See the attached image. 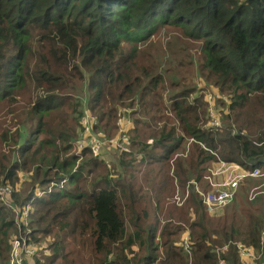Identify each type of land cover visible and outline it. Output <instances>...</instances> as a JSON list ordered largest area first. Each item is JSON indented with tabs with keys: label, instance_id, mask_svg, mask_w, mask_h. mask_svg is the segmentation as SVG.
I'll use <instances>...</instances> for the list:
<instances>
[{
	"label": "trees",
	"instance_id": "1",
	"mask_svg": "<svg viewBox=\"0 0 264 264\" xmlns=\"http://www.w3.org/2000/svg\"><path fill=\"white\" fill-rule=\"evenodd\" d=\"M172 29L197 43L195 57L153 51L164 48L155 38ZM212 86L227 96V106H217L221 127L207 118ZM3 101L14 123L0 136V186L12 189L0 199V264H11L12 241L22 234L50 250L28 264H219V257L243 264L236 246L219 255L218 245L240 240L264 250V121L244 128L252 103L256 116L264 110V0H0ZM138 105L175 122L144 139L138 126L151 119L137 116ZM86 108L100 137L116 136L130 119L118 173L105 167L94 175L105 159L91 147L74 153ZM220 159L263 176H247L208 217L190 181L210 191L207 176ZM254 186L262 198L246 202ZM188 187L177 205V190ZM29 203L30 227L22 221L19 229L10 205L22 211ZM259 258L252 264H264Z\"/></svg>",
	"mask_w": 264,
	"mask_h": 264
},
{
	"label": "rangeland",
	"instance_id": "2",
	"mask_svg": "<svg viewBox=\"0 0 264 264\" xmlns=\"http://www.w3.org/2000/svg\"><path fill=\"white\" fill-rule=\"evenodd\" d=\"M159 43L163 44L164 48L161 49L159 47H156L155 49H153V51L154 52H158V51H162L163 50L169 56H171V54H173V53L174 54H179L182 51L183 54H191V55H193L195 57L198 54V52H199V47H198L197 43H195L194 40L186 37L180 30H173V29L169 30V31H165L164 30V32H162V34L160 36L155 38V44L157 45ZM153 46L154 45H152V47ZM179 48L181 49V51H180ZM151 51H152V49H151ZM166 66H167V61L164 62V67H166ZM190 73H193V74L196 73V70L194 69V67H191ZM199 85H201L202 87L205 86L203 82H199ZM205 99H206V102H207V106H209L208 113H207V118H209V121H208L209 124H211V122L216 120L218 122V125H215V126L221 127L223 122H222V119H221V115H220V113H219V111L217 109V106L218 105L222 106V107H224V105L227 106V96L225 95V93L220 92L219 90H217L216 87L212 86V87H208L207 88V93L205 95ZM257 106L258 105L256 104V102L252 103L250 105V107H248L247 110H246V114H247L246 123H248L249 125H245L244 126L245 131H246V129H248V131L251 132V128L255 127L256 122H257V118L259 116L261 118V121H264V113L262 114V112H264L263 107L261 109L258 107V111H260V113L257 116L255 115L254 111H257V109H256ZM11 107L12 106L9 103H7V101H3L2 103H0V136H1V134H2V132L4 130H6L8 127H11L13 125V123H14V120L11 118V116L7 114V110L9 108H11ZM167 109L169 110V108H167ZM147 110L148 109H143L139 105L136 106L137 116H140L144 120H147L148 118L151 119V120H149L150 122L147 123V121H146V122L141 123L138 126V133L141 134L144 139H146L149 136L150 132L152 130L154 131V129L157 126H160L166 119H168V121H169L168 125H173L174 122H175L174 117L171 114H167V113H165L163 115L164 118H162V119L152 117L153 113L150 114L149 116H146L143 112H147ZM17 111L19 112L18 109H17ZM91 113L92 112L90 111V109L86 108V115H85L86 118H84L83 123L87 124L88 122H90V124L92 123V126H93V123L95 122V121H93V119L95 118V116H93ZM230 114H231V119H234L235 116H237L236 113H234L233 111H231ZM128 120L130 121V119H127L124 122L123 131L118 132L117 135L112 137V138H108L102 132H100V133L103 136L100 137L101 135L99 136V134H96L94 132V130H93V132H94L93 133L92 130L90 129V133H88V135H92V136L98 137L101 140V143H102L99 151L98 152L94 151V153L98 154V156L100 158H104L105 159L104 160L105 163L103 165L101 164L99 167L96 168L97 171H96V173H94V175H96L98 172H101V173L105 172V167L108 170H111V171L114 170L116 173H118V171H116V169L119 170V168L117 167V164H118V160H119V155L118 154H119V151L121 150V148L119 147V145L117 144V142L115 140L123 141L124 140V135H126L127 142H129V136L127 134V131L130 128L129 126H130L131 122H130V124H128L127 123ZM232 124L235 125V127L233 129L237 130V128H238L237 124L235 122L232 123ZM178 127L179 126L177 125V128ZM85 137L86 136H82L83 139ZM79 144L80 143L78 141L75 143V148H74V153L75 154H78L80 152V147H79L80 145ZM0 147L1 148H5V146L3 145V142H0ZM205 147H206L205 149H208V147L206 145H205ZM104 161L102 160V163ZM86 168H87V166L84 168V171L86 170ZM133 170L134 169H125V170L123 169V174L124 175L126 174V176L128 177L129 173L133 172ZM134 176L135 177L139 176V168L137 169L136 175L134 174ZM261 176H263V173H262ZM72 186H73V184L71 182H69L68 185H67V187H69V188H71ZM51 187H54V185L53 186L51 185ZM254 187L258 188V186H254ZM256 190H252V193L254 192V195L252 196V193H251L249 195V199H247V196L244 197L246 202L255 203V202H257V201L259 202V200H261L262 197L259 196L258 194H256V192H258ZM142 191H145V190L143 189ZM40 194H42V192ZM122 200L125 201V199H122ZM26 207L31 208V204L29 203V205H26L25 208ZM12 208L17 213V210L14 207H12ZM22 217H23V215L21 214L19 216L18 220H20ZM15 218H16V216H15ZM151 219L155 220L154 215H152L150 217V220ZM17 226H19V229H20L21 225L17 224ZM28 227H30V226L28 225ZM230 241H240V240H230ZM230 241H228V242H230ZM228 242H224L223 244L218 245V246H223L224 244H226ZM12 244H13V241H12ZM46 244L38 243L36 245H33L34 249H33L32 253L28 254L26 252H23L22 254H24V256H26L25 258H27V257L31 258L35 254L42 255V254H45L47 252H50L49 249L45 248ZM248 245H251V244L248 243ZM259 253H262V255H259V254L256 253V256H257V258H259L261 256L259 258V259H261L263 254H264V250L262 252H259ZM221 255H223V254H221ZM259 259H257V260H259ZM22 262H23V264H28V262L25 259ZM250 263L252 264V261L246 262V264H250ZM223 264H226V263L224 262Z\"/></svg>",
	"mask_w": 264,
	"mask_h": 264
},
{
	"label": "built area",
	"instance_id": "3",
	"mask_svg": "<svg viewBox=\"0 0 264 264\" xmlns=\"http://www.w3.org/2000/svg\"><path fill=\"white\" fill-rule=\"evenodd\" d=\"M93 118V117H92ZM128 124H130V121H127ZM213 125H218V122L214 120L211 122ZM90 129L92 130V123L88 122L87 124H84V131L82 132V136H86L84 139H81L80 142V150L85 147H91L94 151L98 152L102 143L101 140L92 135H88L90 133ZM88 135V136H87ZM125 140V141H124ZM124 140H115L119 147L121 149H125L128 145L126 135H124ZM193 141V139L191 140ZM200 145L203 148L205 147V144L203 142H199ZM128 148V147H127ZM241 169L240 165L236 163L227 164L225 161L220 159V165L218 167L211 168V173L209 176H207L210 184L212 185V190L210 191H202L199 189L197 182L192 181V183L195 185V188L200 193L203 202L205 203L207 207V214L214 216L216 215L222 208H224L228 203H230L235 194L238 190L239 186L243 183L244 179L247 176H253L258 177L261 176L262 173L259 169H256L253 172H247L242 171L239 172ZM227 174V178H226ZM223 175L226 179H224L222 182H217L216 178L218 176ZM63 182L61 183V185ZM56 186V183H53L52 186ZM53 187H50V190ZM257 188H254L252 190H256ZM251 190V193H252ZM12 194V189L8 185L0 186V199L4 202H7V198ZM258 194V192H256ZM254 195V192L252 193V196ZM186 197H182L180 194H177L174 196V201L177 205L181 206L183 205ZM10 206L14 207L13 204ZM15 208V207H14ZM16 209V208H15ZM23 215V217L18 220L20 215ZM29 207H24L22 211H18L16 213V220L17 223L21 225V222L23 221L25 225H29ZM20 227V229H21ZM232 241L224 244L223 246L217 248V253L219 255L223 254V252L227 251L230 247ZM237 248L239 249L240 254L242 257H248L254 255L253 247L251 245H246L241 242H235ZM184 246L188 252H190V242L189 239L184 240ZM261 246L264 247V231L262 234V240H261ZM33 244L27 242V238L24 234H22L20 237H15L13 240V248L11 252V264H23L22 261H24L25 257L23 252H26L28 254L33 252ZM255 257L257 258L256 254ZM222 258V257H221ZM221 264H223V261H221Z\"/></svg>",
	"mask_w": 264,
	"mask_h": 264
},
{
	"label": "crops",
	"instance_id": "4",
	"mask_svg": "<svg viewBox=\"0 0 264 264\" xmlns=\"http://www.w3.org/2000/svg\"><path fill=\"white\" fill-rule=\"evenodd\" d=\"M183 154V153H182ZM237 164V163H236ZM239 165V164H238ZM172 166H174L173 165V162H172ZM241 167V166H240ZM173 172H174V167H173V169H172V174H173ZM226 178H227V174H226ZM223 175H222V179L220 180V181H218L217 180V178H216V180H217V182H222L224 179H226ZM192 181H195V182H197V184H198V187H199V189L200 190H202V191H204L201 187H200V184H199V182L198 181H196V180H191L190 182H192ZM176 182H177V180H176ZM259 187V186H258ZM254 188H256V187H254ZM254 188H252V189H254ZM196 189V188H195ZM210 190H212V189H210ZM189 187L186 189V193L183 195V193H181V191L178 189L177 190V192H176V194H175V196L177 195V194H180L182 197H184V196H189ZM251 193V192H250ZM223 209V208H222ZM222 209L216 214V215H214V216H211V215H209V214H207V212H206V214H207V216L208 217H216L217 215H219L220 214V212L222 211ZM187 234L185 235V239H189L190 240V238H189V233L188 232H186ZM235 242H241V243H244V242H242V241H232V244L230 245V246H236V244H235ZM245 244V243H244ZM247 245V244H246ZM262 247V246H261ZM236 248H237V246H236ZM229 249V248H228ZM262 249H263V247H262ZM237 251H238V256L240 257V259H241V261H242V263L243 264H246V262H249V261H252V260H254V258H255V254L257 253V254H259V255H262V253H259V252H262V250H259L258 252H256V250L255 249H253V251H254V255H252V256H248V257H242V255L240 254V252H239V249L237 248ZM189 253V255L191 254V249H190V252H188ZM218 254V253H217ZM221 261H223V263L225 262L226 264H227V261L225 260V259H223V258H220L219 257V264H221Z\"/></svg>",
	"mask_w": 264,
	"mask_h": 264
}]
</instances>
